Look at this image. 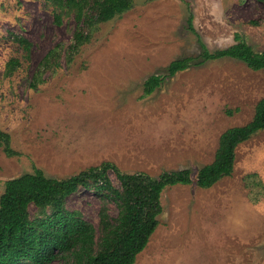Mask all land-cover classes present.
I'll return each mask as SVG.
<instances>
[{
	"label": "rangeland",
	"instance_id": "obj_1",
	"mask_svg": "<svg viewBox=\"0 0 264 264\" xmlns=\"http://www.w3.org/2000/svg\"><path fill=\"white\" fill-rule=\"evenodd\" d=\"M188 7L209 49L233 43L238 32L255 51L264 50V0H134L99 23L71 61L62 53L59 66L34 79L44 54L70 41L73 14L46 0H0V130L16 152L8 156L0 146V194L7 179L34 167L56 178L104 160L152 176L190 167L191 183L163 189L159 223L133 264H264V185L243 179L257 172L255 180L264 183V128L237 145L231 174L209 187L195 183L220 134L252 118L264 96V68L211 59L166 75L143 94L150 74L199 54ZM15 35L26 38L28 48ZM11 58L18 63L8 73ZM100 204L88 189L66 199L97 232ZM108 212L116 215L114 203Z\"/></svg>",
	"mask_w": 264,
	"mask_h": 264
},
{
	"label": "trees",
	"instance_id": "obj_2",
	"mask_svg": "<svg viewBox=\"0 0 264 264\" xmlns=\"http://www.w3.org/2000/svg\"><path fill=\"white\" fill-rule=\"evenodd\" d=\"M46 1L71 12L75 27L64 50L56 44L44 54L34 79L59 66L62 53L66 61H71L80 47L91 40L99 23L122 14L134 4V0ZM187 10L188 27L197 35L199 54L172 59L165 73L150 74L143 82V94H150L166 75L211 59L232 57L251 69L264 68V50L255 51L238 32L234 33L233 43L209 49L192 24L191 9ZM55 18L60 21V12L55 13ZM14 39L28 48L29 42L23 36L15 35ZM17 63L18 59L11 58L6 72L11 73ZM31 84L35 86L34 81ZM262 128L264 96L257 101L249 121L228 127L220 134L213 160L196 171L195 183L209 187L231 174L237 145ZM0 146L8 156L16 153L6 131L0 130ZM257 176V172L246 173L245 185H251L252 180L262 187L264 183L256 181ZM192 181L190 167L162 170L152 176L143 170L125 172L114 162L104 160L65 178L46 176L41 168L34 167L33 172L7 179L0 194V264H52L58 258L63 259V264H133L159 223L163 189ZM81 189L91 190L100 198L98 232L79 210L66 206L67 197ZM110 202L117 207L115 216L108 212ZM30 205L35 208L33 214Z\"/></svg>",
	"mask_w": 264,
	"mask_h": 264
}]
</instances>
